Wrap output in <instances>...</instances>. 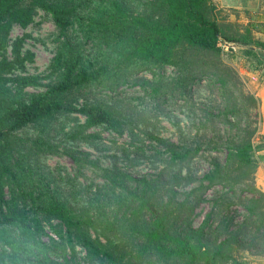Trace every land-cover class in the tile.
Returning a JSON list of instances; mask_svg holds the SVG:
<instances>
[{
  "label": "trees",
  "instance_id": "trees-1",
  "mask_svg": "<svg viewBox=\"0 0 264 264\" xmlns=\"http://www.w3.org/2000/svg\"><path fill=\"white\" fill-rule=\"evenodd\" d=\"M40 12L57 42L46 86L26 75L35 58L24 52L28 36L11 40L14 27L26 30ZM219 14L212 0H0V264H245L241 253L264 256V192L255 186L264 136L257 141L258 128L248 122L260 100L224 63L236 51L223 50L224 43L242 50L264 83V43L252 24L242 33ZM204 81L219 98L206 115L217 132L209 152L217 155L195 178L190 162L203 152L200 143L137 131L118 103L140 88L161 110L170 99L191 100L192 87ZM98 94L106 99L87 102ZM80 98L86 101L77 105ZM221 126L238 133L222 134ZM97 129L127 136V145L111 142L127 163L147 160L154 145L165 169L138 178L117 159L102 167L66 147L79 175L91 170L100 179L82 207L81 188L70 191L74 203L41 161L57 155L62 141L101 145ZM209 192L211 211L194 227ZM235 205L244 210L240 222Z\"/></svg>",
  "mask_w": 264,
  "mask_h": 264
},
{
  "label": "rangeland",
  "instance_id": "rangeland-1",
  "mask_svg": "<svg viewBox=\"0 0 264 264\" xmlns=\"http://www.w3.org/2000/svg\"><path fill=\"white\" fill-rule=\"evenodd\" d=\"M140 4H145L150 0H137ZM214 4V0H212ZM215 5V4H214ZM219 10V9H218ZM219 19L221 21L225 20V14L223 11L219 10ZM243 29V28H242ZM239 28V31L242 30ZM27 35L26 44L24 46V52H31L34 54V63L28 65L26 75L40 76L44 79L41 81L43 86L50 84V79H47L49 74V66L54 58L56 51V35L53 23L44 17L42 12L39 13L38 17L35 19V24L31 25L26 30L19 27H14L11 33V40ZM224 63L233 66L234 69L239 73L244 88L251 94H257L259 90V84H262V76L258 73L249 71V62L245 56H243V51L239 48L233 56H225ZM171 70H168V74ZM147 79L151 78L150 74H144ZM263 85V84H262ZM43 88L38 90L31 89L30 92L42 91ZM193 98L191 100L184 99H170L164 107L159 110L156 107L154 99H151L149 94H145L140 88L136 90L132 89L124 95L118 105L119 111L122 114L129 115L133 117L134 127L140 132L157 133L160 137L171 140L172 142L179 143L181 140L190 145L192 143L198 142L202 146L201 154L194 157L190 162V169L192 175L195 178H201L210 169V160L213 159L217 153L209 152V137L217 132H214L209 128V114L210 106H216L218 102L217 92L212 94L209 92V87L206 81L199 85L192 87ZM144 98V99H143ZM87 102H93L95 99L105 100L106 98L98 94L95 98H86ZM85 98H80L77 100V105H82L86 101ZM78 118L83 121L84 118L78 116ZM200 122L206 129H200ZM250 123L249 128H258L257 141L264 136V109L261 105L259 110L254 112L252 118L248 120ZM246 125L245 122L242 123V127ZM222 134H229L234 136L238 133L235 129H224L222 126L219 128ZM93 132L99 133L102 136L103 142L101 145L91 143H77L78 145H71L64 143L63 141L59 143V153L57 155H52L43 158L41 163L44 167V172H51L54 178L60 184L63 190H65L67 197L70 198L75 203L74 198L71 197L72 189L81 188V197L85 199L82 207H86L88 203L89 192L91 188L88 186L90 184H97L100 179L91 170H84L83 175L77 173V168L73 163V160L68 154H66V147L68 149L77 150L88 154L91 160L98 161L102 167H112L117 159V167L127 168L129 172L134 177H146L148 179L155 178L161 171L165 169V165L160 163L155 157L154 145L148 148L147 160H141V163H127L121 158L122 154L115 150L111 142H115L116 146H123L128 144L127 136L123 138H118L111 133L104 132L101 129L94 130ZM62 139L58 140L61 141ZM80 144V145H79ZM104 144V146H102ZM146 146H149L148 141ZM102 146V147H101ZM107 148V149H106ZM203 154V155H202ZM222 160L225 159V154H218ZM166 160V156L162 157ZM183 175L187 172L186 167L183 168ZM255 186L258 190L264 192V162H260L257 172L255 174ZM187 190V189H185ZM217 190H221L218 188ZM215 195L213 192H209L206 195V202L201 204L195 211L194 227H198L205 220L206 216L210 213L212 208V198ZM77 200V199H76ZM79 200V198H78ZM78 202L80 207L81 205ZM234 210L237 211L236 222L242 221V216L244 213L243 208L239 205L234 206ZM56 224L55 222L53 223ZM48 232L50 236H53L51 231ZM55 237V236H54ZM48 239H45L47 241ZM78 256L81 262L84 261L86 256L85 252L81 248H77ZM239 261L245 264H264V256L257 255V253H241L238 256Z\"/></svg>",
  "mask_w": 264,
  "mask_h": 264
},
{
  "label": "crops",
  "instance_id": "crops-1",
  "mask_svg": "<svg viewBox=\"0 0 264 264\" xmlns=\"http://www.w3.org/2000/svg\"><path fill=\"white\" fill-rule=\"evenodd\" d=\"M215 6L225 14V22L243 28L255 26L259 32H254V38L264 43V0H214ZM261 76V72H255ZM263 84V85H262ZM259 84L256 97L264 109V83Z\"/></svg>",
  "mask_w": 264,
  "mask_h": 264
},
{
  "label": "built area",
  "instance_id": "built-area-1",
  "mask_svg": "<svg viewBox=\"0 0 264 264\" xmlns=\"http://www.w3.org/2000/svg\"><path fill=\"white\" fill-rule=\"evenodd\" d=\"M231 49H233L234 51L237 50V49L235 48V46L232 45V44H228V43H224V44H223V50H224L225 52H229Z\"/></svg>",
  "mask_w": 264,
  "mask_h": 264
}]
</instances>
